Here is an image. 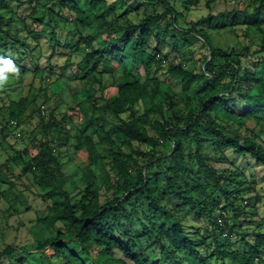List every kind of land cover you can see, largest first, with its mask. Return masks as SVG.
<instances>
[{
  "label": "trees",
  "instance_id": "1",
  "mask_svg": "<svg viewBox=\"0 0 264 264\" xmlns=\"http://www.w3.org/2000/svg\"><path fill=\"white\" fill-rule=\"evenodd\" d=\"M136 1L159 5L163 12L145 14L116 38L117 19L94 9L95 3L105 7L102 0H0V11L9 14L7 19L0 15V56L26 49L37 64L44 37L50 46L46 65L56 74L55 53L68 51L65 63L81 83L79 101L70 109L80 122L73 151L84 158L67 172L65 160L71 157L63 149L69 141L66 126L72 123L69 112L59 120L49 114L45 122L40 109L57 95L49 87L60 76L39 88L41 105L26 97L8 101L1 141L11 127L34 117L41 137L34 153L27 146L13 149L0 172L6 175L21 165L17 178L26 179L27 188L44 203L35 225L46 236L3 243L0 264H264V233H253L250 240L239 236L243 247L233 249V229L224 214L248 191L226 151L261 167L264 175V0H236L235 8L219 13H213L215 0H205L207 12L196 19L189 17L192 9L185 3L188 13L183 15L176 0ZM61 23L69 24L72 33L62 42L56 33ZM238 26L259 34L254 51L250 44L236 42L230 51L215 44L213 34L226 29L237 37ZM152 27L158 28L159 40L172 29L174 47L196 36L206 48L199 71L168 63L162 82L152 76L165 62L150 51ZM79 48L81 58L73 60L71 52ZM18 77L8 73L12 82ZM181 95L186 97L184 112L178 111ZM250 121L263 137L247 126ZM260 200L252 203V216ZM221 203L220 225L213 215ZM241 216L247 217L238 213L236 220ZM189 218L212 226L207 238L190 231ZM223 234L227 243L221 241Z\"/></svg>",
  "mask_w": 264,
  "mask_h": 264
},
{
  "label": "rangeland",
  "instance_id": "2",
  "mask_svg": "<svg viewBox=\"0 0 264 264\" xmlns=\"http://www.w3.org/2000/svg\"><path fill=\"white\" fill-rule=\"evenodd\" d=\"M82 0H79L81 3ZM91 1V0H88ZM105 3V7H101L99 3L94 4V9L99 10V13L104 15L108 20L117 19V23L121 29L116 30L114 37H119L122 33V29L130 23H138L145 14L151 15L154 13H162L163 8L159 5H145L143 2L136 0H102ZM177 7L180 12L185 15L188 12L182 4H187V8L192 9L189 12V17L198 18L200 15H205L207 12L204 6L205 0H200L199 4H195L194 0H176ZM185 1V2H184ZM213 5V13H219L223 11H229L235 8L236 0H215ZM16 7H13L15 9ZM0 15L3 18H8L9 14L5 11H0ZM168 20V18H167ZM68 23V21L66 22ZM61 23L56 29L57 37L62 42L72 38L71 27L69 24ZM165 22L159 23V28H163ZM151 36L149 39L150 51L156 50L160 55L164 56L165 62H160L159 69H153L151 75L159 79L161 82L165 79L166 66L168 63L181 64L185 68L194 69L199 71L202 67V59L206 55V48L201 44L196 36L189 35L187 37L188 42H181L174 47L173 40L170 36L173 34L172 29L168 31V34H162L160 40L156 38L158 28H150ZM227 30H220L219 33L213 34L215 44L222 48L224 51L233 50L236 46L235 43L250 44L251 50L254 51L256 46L260 43V36L254 30L251 29L249 33H245L244 26L237 27V37L226 32ZM40 44V61L36 64L33 57L28 56L26 49L21 50L17 55L12 50L2 51V56H11L14 59L19 71L18 73H11L16 75L19 80L8 79V86L4 83L3 89H0V122H6V109L8 101L17 100L21 97H26L29 101L36 99L39 105H41L42 99L40 97L39 88L45 86L47 81L52 82L55 77L60 76L61 80L55 86L49 87V92L52 91L57 94L52 96L48 105L43 107L45 115L44 121H48L49 114H52L57 120L67 112L71 117V124L66 126L69 133L68 145L63 149V153L70 154L71 160H65L68 163L67 172H73L76 167L81 166L84 163L82 154H74L73 146L75 143V134L80 132L79 117L77 111H71L76 103H78V95L81 90V83L73 80L71 71L66 65L65 61L68 55V51H57L52 59V64L56 65V74L49 73L47 67V57L50 55V46L44 37L39 40ZM81 49L77 52H71V58L78 61L81 58ZM74 50V49H73ZM22 55V56H21ZM34 55H39L35 52ZM159 58H157L158 60ZM40 67L37 73L35 69ZM43 70V73L41 72ZM45 71V72H44ZM49 74V75H48ZM22 76V77H20ZM49 77V78H48ZM52 77V78H51ZM41 80L43 84L41 86ZM45 81V82H44ZM5 91V92H4ZM176 92L179 93V88H176ZM196 92L194 88L190 95L193 96ZM40 94V95H39ZM181 103L178 104V111L184 112V100L185 96H180ZM38 119L34 117L30 122L21 124L17 128H10L11 132L6 141H1L0 138V164H4L7 160L14 155V150L22 151L24 147H28L31 153H34L35 141L38 140L41 135L39 128H37ZM247 126L263 137L260 129L253 121L247 123ZM106 129H111L110 126H106ZM86 133H90V130ZM57 138V132L53 134V139ZM165 150H170L171 145L164 143L162 146ZM230 163L237 167L243 174L246 181V188H248L245 198L231 208H226L224 212L227 223L233 229V238L229 241L233 249H241L242 243L239 242V236L251 239L253 233H264V175L262 168L256 166L252 162L243 160L240 157L233 155L230 151H226ZM64 161V160H63ZM21 165L18 168H12L11 173L0 172V248L3 243L23 244L30 240L32 237L39 238L46 236L35 225V217L41 216L44 213V203L38 196V192L34 189H28V182L24 178L18 179L17 176L20 173ZM259 197L261 200L256 205V215H251V207L255 198ZM223 203L214 212L216 218L221 213V207ZM244 213L247 217L241 216L238 220L235 218V214ZM246 221L252 224H247ZM188 227H193L190 231L198 230L205 238L212 230V226L199 218L198 220H192L189 218L185 221ZM218 223L221 225L223 222L218 218ZM197 228V229H196ZM195 229V230H194ZM207 232H206V231ZM225 238V239H224ZM222 242L226 241V234L222 235ZM207 243L211 244V239H207ZM227 243V241H226ZM212 249V247H211ZM264 256V252L262 253ZM213 264V262L211 263Z\"/></svg>",
  "mask_w": 264,
  "mask_h": 264
},
{
  "label": "clouds",
  "instance_id": "3",
  "mask_svg": "<svg viewBox=\"0 0 264 264\" xmlns=\"http://www.w3.org/2000/svg\"><path fill=\"white\" fill-rule=\"evenodd\" d=\"M19 69L11 56H0V85L8 80V73H18Z\"/></svg>",
  "mask_w": 264,
  "mask_h": 264
},
{
  "label": "built area",
  "instance_id": "4",
  "mask_svg": "<svg viewBox=\"0 0 264 264\" xmlns=\"http://www.w3.org/2000/svg\"><path fill=\"white\" fill-rule=\"evenodd\" d=\"M42 109H41V112H42V114L44 113V109H43V107H41ZM11 124L12 125H15V123L14 122H11Z\"/></svg>",
  "mask_w": 264,
  "mask_h": 264
},
{
  "label": "water",
  "instance_id": "5",
  "mask_svg": "<svg viewBox=\"0 0 264 264\" xmlns=\"http://www.w3.org/2000/svg\"><path fill=\"white\" fill-rule=\"evenodd\" d=\"M203 68H204V66H203Z\"/></svg>",
  "mask_w": 264,
  "mask_h": 264
}]
</instances>
